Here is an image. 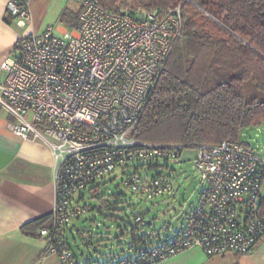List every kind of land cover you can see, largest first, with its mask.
<instances>
[{"label": "built area", "instance_id": "2783aa9c", "mask_svg": "<svg viewBox=\"0 0 264 264\" xmlns=\"http://www.w3.org/2000/svg\"><path fill=\"white\" fill-rule=\"evenodd\" d=\"M73 1L80 5L76 27L20 36L0 66L6 74L0 106L12 117L10 129L45 139L53 153L54 222L40 229L48 251L62 264H88L66 236L88 212L86 192L93 195L97 180L136 161L152 167L194 148L207 186L185 225L129 258L102 264H155L194 246L210 256L252 252L264 239V152L241 140L186 146L133 136L182 34L180 7L160 15L131 2L116 13L101 0ZM8 11L20 26L30 20L27 0H10ZM125 184L148 199L173 191L169 177L136 169Z\"/></svg>", "mask_w": 264, "mask_h": 264}, {"label": "trees", "instance_id": "16d2710c", "mask_svg": "<svg viewBox=\"0 0 264 264\" xmlns=\"http://www.w3.org/2000/svg\"><path fill=\"white\" fill-rule=\"evenodd\" d=\"M131 2L160 15L180 6L183 22L182 34L133 131L135 138L186 146L218 144L241 140L245 128L264 121V0H101V5L121 13ZM61 21L74 28L79 13L65 10ZM246 81L261 94L247 99ZM95 196L105 200L97 189ZM43 219L26 227L36 231ZM77 229L87 245L97 248L92 233ZM132 233L134 244L141 247L162 237L159 232L140 236L134 228ZM112 261L117 260L107 262Z\"/></svg>", "mask_w": 264, "mask_h": 264}, {"label": "crops", "instance_id": "0c3cea01", "mask_svg": "<svg viewBox=\"0 0 264 264\" xmlns=\"http://www.w3.org/2000/svg\"><path fill=\"white\" fill-rule=\"evenodd\" d=\"M9 1L0 0V66L12 55L20 36L40 32L43 13L52 2L27 0L32 19L25 26H20L8 11ZM77 5L76 10L62 8L58 19L61 21L65 10L79 13L80 5ZM67 27L70 26L64 22L59 25L62 32L68 30ZM5 76L0 67V81L3 82ZM11 118L0 106V264H62L57 254L48 251V241L40 234L42 227H51L54 222L56 190L52 150L41 137L24 139L14 133L9 127ZM40 219L43 223L36 231L33 227H26V224ZM78 222L75 221L66 230L71 244V237L76 241ZM185 223L186 217L178 228ZM155 264H264V239L247 254L210 256L202 248L194 246Z\"/></svg>", "mask_w": 264, "mask_h": 264}, {"label": "rangeland", "instance_id": "374dc122", "mask_svg": "<svg viewBox=\"0 0 264 264\" xmlns=\"http://www.w3.org/2000/svg\"><path fill=\"white\" fill-rule=\"evenodd\" d=\"M64 7L76 10L78 5L73 0H52L48 10L43 13L39 33L49 26L54 27L56 34L62 33L59 25H63V22L58 15ZM67 28L70 30V27ZM245 92L247 99L261 94L252 81L245 82ZM241 140L247 146L264 152V121L245 128ZM196 156V149L186 148L181 159H160L152 167H149L150 161H136L125 171L115 170L97 180V193L105 200L101 201L86 192L82 203L89 207V211L77 220L79 230L93 234V241H98L95 242L97 248L87 245L76 232V241L72 237L70 240L77 257L88 261V264H95L133 256L141 247L139 242L134 244L133 228L140 236L158 232L162 236H170L180 226L182 219L197 207L200 195L207 186V180L195 166ZM135 169L140 173L147 171L150 175L169 177L173 191L154 199L142 196L125 184L127 175ZM138 218H142L145 224L137 222Z\"/></svg>", "mask_w": 264, "mask_h": 264}, {"label": "water", "instance_id": "95a60500", "mask_svg": "<svg viewBox=\"0 0 264 264\" xmlns=\"http://www.w3.org/2000/svg\"><path fill=\"white\" fill-rule=\"evenodd\" d=\"M137 222H143V224H145V222L143 221V219L142 218H138V221ZM151 221H149V223H150Z\"/></svg>", "mask_w": 264, "mask_h": 264}]
</instances>
